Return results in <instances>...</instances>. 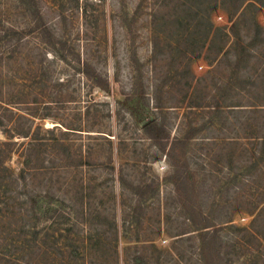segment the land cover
<instances>
[{
	"label": "rangeland",
	"instance_id": "obj_1",
	"mask_svg": "<svg viewBox=\"0 0 264 264\" xmlns=\"http://www.w3.org/2000/svg\"><path fill=\"white\" fill-rule=\"evenodd\" d=\"M31 1L29 9L40 20L28 32L23 4L0 0V119L11 127L21 117L29 128L54 126L64 150L57 153L54 145L53 161L75 162L80 149L91 147L87 172L82 167L99 184L91 200L105 215L115 213L118 264L126 258L129 264H199L197 227L174 193L167 158L141 130L145 119L188 138L184 150L193 188L188 209L198 208L210 224L223 227L221 252L237 259V248L229 244H240L242 231L232 226H251L264 237V210L250 224L264 199V115L249 106L261 103L264 94V0H244L238 16L213 8L212 0H200L199 6L194 0L190 11L185 0ZM194 5L202 25L191 14ZM232 24L242 47L232 33L211 43L213 26L229 31ZM51 35L62 41L64 56L74 52L94 67L107 89L56 58ZM106 136L115 144L111 163ZM67 167L71 174L82 169ZM142 183L149 192L141 194ZM18 188L0 180V249L14 246L18 258L0 264L28 259L18 251ZM35 213L28 223L39 229L48 220ZM242 240L256 250L247 248L230 263L264 264V241L248 235Z\"/></svg>",
	"mask_w": 264,
	"mask_h": 264
},
{
	"label": "trees",
	"instance_id": "obj_2",
	"mask_svg": "<svg viewBox=\"0 0 264 264\" xmlns=\"http://www.w3.org/2000/svg\"><path fill=\"white\" fill-rule=\"evenodd\" d=\"M24 8L28 10L25 17L27 23L23 27L24 31L31 32L34 28H38L40 16L36 12L30 10L33 6L31 0H18ZM186 10L190 11V2L194 0H185ZM213 8L228 9L234 12L236 16L243 11L244 0H212ZM201 4L200 0H196V5ZM199 8V7H198ZM195 5L191 14L197 17L198 24L202 25V15ZM241 15V14H240ZM233 27L229 26V31H224V27H212V41L215 45V39L220 36H233L236 46L242 47V39L239 35H234L231 31ZM33 28V29H32ZM43 30L40 29L39 32ZM38 32V33H39ZM260 29L256 28V33ZM53 41L50 43L54 56L60 59L66 65L76 66V69L92 83L101 89H107L108 83L86 60H80L77 54H62V47H58L62 41L55 35H51ZM226 39V38H225ZM221 41L219 45L224 44ZM70 56H68V55ZM73 67V66H72ZM264 93V83L262 84ZM255 105L264 115V94L262 102ZM19 118L17 127H11L9 117L8 124H3L0 119V133L4 136L0 139V180L3 183L15 184L18 188L16 206L19 218L22 221L20 227V249L18 251L27 255L28 259L23 261L25 264H118V230L115 213L105 215L97 202L91 200L90 193L99 185L94 184L86 177L88 170L91 147L80 149L75 162H65L63 158H57L55 161L59 165H55V161L51 158L54 145L58 144L57 153H63L64 147L61 139L63 137L55 136V127H41L36 125L34 128L24 126L25 118ZM69 129H75L67 127ZM264 130V121L262 124ZM79 130V129H77ZM141 130L148 139L154 143L156 148L162 152L172 167L171 182L173 184L174 193L180 201L182 207L186 210L189 222L197 227L198 230V249L197 260L199 264H231L243 255L249 247L242 239L248 235L255 242L264 241V237L259 235L253 227H235L231 228L242 231L238 236V241L230 242L231 247L237 248V259L233 260L228 253L221 252L223 241L220 230L221 225L210 224V221L191 206L188 209L187 200L193 195L192 188V171L185 155V144L188 138L184 135H170L166 127L155 119H145L141 123ZM62 132L61 131L60 135ZM110 135V134H108ZM111 136H106L107 154L106 160L111 163L115 144ZM60 140V141H59ZM260 141L264 146V134L260 136ZM76 168L75 174H71L67 165ZM141 194L150 191L147 183H142L137 187ZM137 194V192H135ZM139 195V193L137 194ZM1 199V197H0ZM5 199V198H4ZM6 201V199L4 200ZM263 206L256 211H252L254 216L250 222L253 224L257 221L261 211L264 210V199L260 201ZM9 205L8 203L6 204ZM14 205V204H12ZM38 210L40 218L48 220L47 224L39 229H35L32 224L28 223L31 218L34 219L35 211ZM197 214L201 219H196ZM229 220H224L228 222ZM41 233V234H40ZM40 234V236H39ZM233 239V238H231ZM152 245V243H150ZM14 246L7 252L0 249V260L12 262L18 258L14 255ZM92 257V258H91ZM95 257V258H94ZM101 258L100 262L97 260ZM143 259L141 255L137 256ZM136 258V257H135ZM134 258V259H135ZM132 259L126 258L124 264H129ZM231 262V263H230Z\"/></svg>",
	"mask_w": 264,
	"mask_h": 264
}]
</instances>
